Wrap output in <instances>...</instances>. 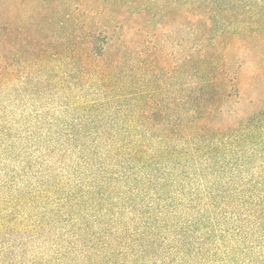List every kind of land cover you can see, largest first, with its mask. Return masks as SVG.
Here are the masks:
<instances>
[{"label":"trees","instance_id":"trees-1","mask_svg":"<svg viewBox=\"0 0 264 264\" xmlns=\"http://www.w3.org/2000/svg\"><path fill=\"white\" fill-rule=\"evenodd\" d=\"M254 9L0 0V96L47 95L81 114L61 132L71 147L104 148L88 180H54V201L36 171L0 215V264H264V18L241 19Z\"/></svg>","mask_w":264,"mask_h":264},{"label":"rangeland","instance_id":"rangeland-1","mask_svg":"<svg viewBox=\"0 0 264 264\" xmlns=\"http://www.w3.org/2000/svg\"><path fill=\"white\" fill-rule=\"evenodd\" d=\"M253 12V15L241 19H248L250 16L264 18V0H255ZM240 27L236 25L231 30L239 31ZM71 95L72 100L78 101L80 94L77 91ZM46 97L48 96L42 95L41 99L24 104L18 98L10 99L7 94L0 96V215L5 210L11 212L15 203L13 199L18 195L25 197L37 188L39 179L34 175L39 168L43 169L44 173V178L41 176L40 179L46 181L42 192L49 197L50 202L59 197L54 194V180L65 183L64 187L68 189L78 180H88L102 168V163L95 160L96 154L100 159L104 153L102 143L91 138L87 141L85 149H76L61 135L65 130L64 125L81 116L80 112L66 107L59 109L56 102H48ZM59 97L60 95L56 99ZM103 124L106 127L108 123L104 121ZM3 129L9 136L3 135ZM260 151L264 152L263 149ZM73 166L76 171H73ZM105 167L109 165L105 164ZM43 206L45 205L38 204L33 209L31 204L26 205L23 214L36 213L41 211ZM39 249L30 255L37 256ZM250 255L255 263L256 253L252 252ZM16 260L20 261L18 257Z\"/></svg>","mask_w":264,"mask_h":264}]
</instances>
